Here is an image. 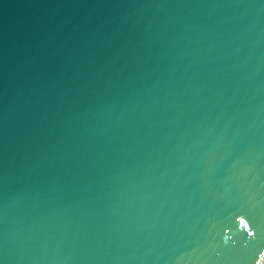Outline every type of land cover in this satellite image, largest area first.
Listing matches in <instances>:
<instances>
[{
	"label": "water",
	"instance_id": "obj_1",
	"mask_svg": "<svg viewBox=\"0 0 264 264\" xmlns=\"http://www.w3.org/2000/svg\"><path fill=\"white\" fill-rule=\"evenodd\" d=\"M0 264H264V0H0Z\"/></svg>",
	"mask_w": 264,
	"mask_h": 264
}]
</instances>
